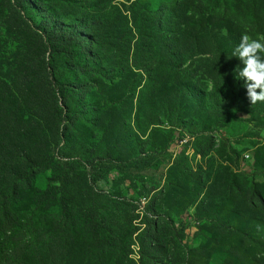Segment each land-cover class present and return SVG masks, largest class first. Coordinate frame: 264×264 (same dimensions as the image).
Masks as SVG:
<instances>
[{
    "label": "rangeland",
    "instance_id": "rangeland-1",
    "mask_svg": "<svg viewBox=\"0 0 264 264\" xmlns=\"http://www.w3.org/2000/svg\"><path fill=\"white\" fill-rule=\"evenodd\" d=\"M181 1L0 0V187L40 157L66 173L61 186L51 170L39 172L22 192L20 217L35 219L0 264H253L264 256V101L213 94L203 70L193 73L199 62L164 61L157 47L134 53L140 34L150 44L156 18L162 31L175 30ZM258 4L195 0L187 13L201 12L212 40L231 32L264 41ZM45 13L86 30L103 17L107 42L122 26L130 32L109 40L99 59L80 53L70 63L71 126L49 92L69 63L44 46ZM186 90L201 95L190 103ZM219 101L227 125L217 128Z\"/></svg>",
    "mask_w": 264,
    "mask_h": 264
},
{
    "label": "trees",
    "instance_id": "trees-1",
    "mask_svg": "<svg viewBox=\"0 0 264 264\" xmlns=\"http://www.w3.org/2000/svg\"><path fill=\"white\" fill-rule=\"evenodd\" d=\"M13 1L15 5H18L22 0ZM256 1L259 4L254 8L255 15L258 21L264 22V11L260 9L261 5L264 7V0ZM27 3L32 5L34 2L29 1ZM189 4H195V0H183L177 4V9H175L177 12H180V15H177L174 22L175 30L172 33L162 31L156 18V22H154L152 27L154 37L151 38L150 44H147L142 39L143 35L140 34L135 42L136 48L134 49V53L139 54L141 52L142 55H147L153 52V48L157 47L163 50L162 59L164 61L184 58L186 61H190L189 67L199 62L194 66L193 73L203 70V74L207 75L206 77L211 81L213 94L217 91H222V98L225 100L229 99V102L234 100L235 94H237L236 92H239L243 98H246V90L242 87L243 81L235 78V72L242 65H240L238 58L232 57V51L239 44L241 36L233 35L231 32L225 35L219 33V36L215 40H212L209 33L208 21L204 17H201V12L198 10L190 14L187 13ZM45 15L47 20L44 31L40 33L44 46L47 50L56 47L58 51L67 57V63H69V66H63L61 69L57 82H50L49 92L54 96L56 101L63 104L65 115L63 112L61 117L67 123L69 121L68 126H71L76 120V114L70 111L67 104L68 96L63 92L66 89V84L69 82L68 79L72 76V65L70 63L72 64L74 57H77L80 53L92 57L95 60L99 59L98 57H101L104 52V46L111 42L109 40H113L118 35H121L122 38H129L130 32L125 30L126 26H122L121 32L114 31V33L108 35L107 42V36L103 33L106 31V26L102 25L104 22L103 17L93 16L91 20L93 25L86 30L78 22H76L77 24L65 26L59 19L52 17L51 14L45 13ZM133 37L132 35V39ZM131 41L128 42L130 43ZM140 44L141 51L139 50ZM92 47L96 48L95 52H92ZM51 62L52 59H49L48 64H51ZM77 68L79 72H82L83 69L81 66H77ZM231 68L233 69L232 73L229 72ZM138 69L144 70L145 67ZM147 74H149V71ZM193 79L194 76H191L190 81L193 82ZM224 86L226 87L225 92H223ZM186 91L189 93L190 98L188 102L190 103L195 102V99H199L197 97L201 95L200 92L195 90ZM223 108L224 105L220 101L215 106L218 115L217 128L227 125L221 119L225 111ZM241 108L237 109V111H243L253 115V112L246 107ZM181 127L183 128V132L188 130L186 123H181ZM39 159L33 165H23L21 173L17 172L15 176L11 174L6 182V186L3 188L0 187V253L4 255H8L14 244H16V234L22 229L29 228L35 219V216L21 218L16 207V203L21 198L22 192L28 190L35 176L39 172L51 170L53 173V177L50 178L51 182H57L61 186L65 184L66 173L60 171L59 164L53 161L52 156L44 159L40 157ZM0 171H2L1 166ZM41 196L37 200V207H41L44 204L47 193ZM147 224L148 226L152 225L150 222H147ZM55 228L56 230L58 228L56 224ZM216 231L220 232L219 229H216ZM147 233L148 230H145L143 234L138 235V239H142L140 240L142 248L141 255H143L144 238ZM91 235L96 237L97 232L92 230ZM231 258H237V250L231 253ZM253 264H264V256L259 258L255 256V262Z\"/></svg>",
    "mask_w": 264,
    "mask_h": 264
},
{
    "label": "clouds",
    "instance_id": "clouds-1",
    "mask_svg": "<svg viewBox=\"0 0 264 264\" xmlns=\"http://www.w3.org/2000/svg\"><path fill=\"white\" fill-rule=\"evenodd\" d=\"M232 57L240 61L235 78L242 80L245 95L250 104L264 101V41L259 38H249L244 34L232 51ZM259 89V91H257Z\"/></svg>",
    "mask_w": 264,
    "mask_h": 264
}]
</instances>
